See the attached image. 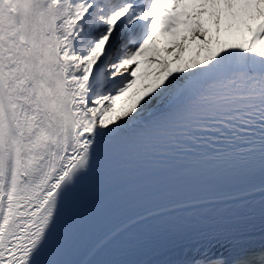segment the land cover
Masks as SVG:
<instances>
[{"label":"snow or ice","instance_id":"1","mask_svg":"<svg viewBox=\"0 0 264 264\" xmlns=\"http://www.w3.org/2000/svg\"><path fill=\"white\" fill-rule=\"evenodd\" d=\"M113 186L181 255L106 264H264V0H0V264H73Z\"/></svg>","mask_w":264,"mask_h":264},{"label":"bare ground","instance_id":"2","mask_svg":"<svg viewBox=\"0 0 264 264\" xmlns=\"http://www.w3.org/2000/svg\"><path fill=\"white\" fill-rule=\"evenodd\" d=\"M258 232V230H257ZM255 239L258 241L260 239L259 235L257 234ZM181 253L179 252V250H173V251H168L165 253H154L151 254L147 257H145L144 259L140 260V261H160V260H169V259H179L180 258Z\"/></svg>","mask_w":264,"mask_h":264}]
</instances>
